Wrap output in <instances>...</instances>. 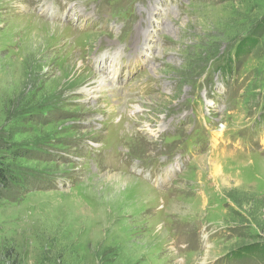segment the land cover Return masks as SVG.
<instances>
[{
  "label": "rangeland",
  "instance_id": "obj_1",
  "mask_svg": "<svg viewBox=\"0 0 264 264\" xmlns=\"http://www.w3.org/2000/svg\"><path fill=\"white\" fill-rule=\"evenodd\" d=\"M0 173V264H264V0H0Z\"/></svg>",
  "mask_w": 264,
  "mask_h": 264
},
{
  "label": "bare ground",
  "instance_id": "obj_2",
  "mask_svg": "<svg viewBox=\"0 0 264 264\" xmlns=\"http://www.w3.org/2000/svg\"><path fill=\"white\" fill-rule=\"evenodd\" d=\"M149 48H151L150 46H148ZM112 70L110 69L109 73H111ZM116 75H117V72H115ZM116 75H111L110 79H114L116 77ZM107 78V77H106ZM106 78H100L97 80V83L95 82V86H93L92 88H88V89H85V92L87 94H98V93H102L104 92V89H106L107 87H109V84H108V80ZM109 91V90H108Z\"/></svg>",
  "mask_w": 264,
  "mask_h": 264
},
{
  "label": "trees",
  "instance_id": "obj_3",
  "mask_svg": "<svg viewBox=\"0 0 264 264\" xmlns=\"http://www.w3.org/2000/svg\"><path fill=\"white\" fill-rule=\"evenodd\" d=\"M248 44H249V46H254V44H255V39H247V41H246ZM239 50V49H238ZM238 50H237V52H236V55H238ZM228 62H230V61H228ZM224 68V69H222V70H229L228 69V66H227V64L225 63L224 65H222L221 66V68ZM5 175L4 174H2V173H0V184L1 183H4L5 182Z\"/></svg>",
  "mask_w": 264,
  "mask_h": 264
}]
</instances>
